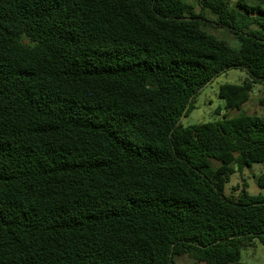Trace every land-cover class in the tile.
I'll list each match as a JSON object with an SVG mask.
<instances>
[{
  "label": "trees",
  "instance_id": "trees-1",
  "mask_svg": "<svg viewBox=\"0 0 264 264\" xmlns=\"http://www.w3.org/2000/svg\"><path fill=\"white\" fill-rule=\"evenodd\" d=\"M199 4L0 0V264H245L264 246V195H225L264 164V115L180 122L228 70L248 80L220 87L226 112L264 83V0Z\"/></svg>",
  "mask_w": 264,
  "mask_h": 264
},
{
  "label": "rangeland",
  "instance_id": "rangeland-1",
  "mask_svg": "<svg viewBox=\"0 0 264 264\" xmlns=\"http://www.w3.org/2000/svg\"><path fill=\"white\" fill-rule=\"evenodd\" d=\"M192 3L197 11H200V0H185ZM199 1V2H198ZM236 3L238 0H231ZM209 19H214V16L208 14ZM210 31L216 36L223 37L230 42L232 37L226 30L213 25ZM233 46H237L236 42H232ZM248 80V74L242 69L228 70L213 80L207 87H205L195 102V109L191 115L185 118L182 123L185 127L195 124L208 123L216 121L223 117L226 113L229 117L238 116L241 112L248 115H264V83L255 84L250 100L243 106L241 110H234L226 112L225 101L219 97L220 87L224 84H243ZM219 112V114H218ZM220 162L212 160L213 168H218ZM236 172L230 176L229 182L225 187L226 196L238 197L244 186L251 195H264V189L258 185L259 176L264 173V164H253L251 167H245L238 170L234 167ZM176 264H194V261L188 256H177L175 258ZM241 261L245 264H264V246L255 242L253 247L246 248L242 251Z\"/></svg>",
  "mask_w": 264,
  "mask_h": 264
},
{
  "label": "water",
  "instance_id": "water-1",
  "mask_svg": "<svg viewBox=\"0 0 264 264\" xmlns=\"http://www.w3.org/2000/svg\"><path fill=\"white\" fill-rule=\"evenodd\" d=\"M209 84H210V82H209L205 87H207ZM205 87H203L202 90H203ZM191 101H192V99H191ZM188 108H189V106L187 107V109H188ZM185 115H186V110H185V112L183 113V115H182V117H181V119H180V122H182V121L185 119Z\"/></svg>",
  "mask_w": 264,
  "mask_h": 264
}]
</instances>
